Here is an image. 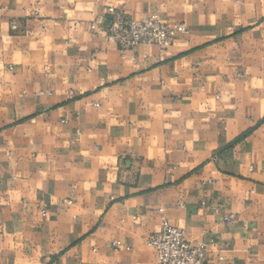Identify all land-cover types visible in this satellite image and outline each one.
Returning a JSON list of instances; mask_svg holds the SVG:
<instances>
[{"label": "crops", "instance_id": "1", "mask_svg": "<svg viewBox=\"0 0 264 264\" xmlns=\"http://www.w3.org/2000/svg\"><path fill=\"white\" fill-rule=\"evenodd\" d=\"M164 220L264 264V0H0V264H158Z\"/></svg>", "mask_w": 264, "mask_h": 264}, {"label": "built area", "instance_id": "2", "mask_svg": "<svg viewBox=\"0 0 264 264\" xmlns=\"http://www.w3.org/2000/svg\"><path fill=\"white\" fill-rule=\"evenodd\" d=\"M108 12L110 19L103 26L94 22L92 29L105 31L109 40L117 43L124 51L140 45L166 49L173 45L177 35L188 31L184 23L168 24L154 15L135 19L114 7H109ZM229 218L234 220L235 215ZM148 244L155 249L158 264H212L210 255L216 246L215 241L209 244L194 243L188 239L184 229L171 226L167 220H164L159 232L149 237ZM114 245L122 246L120 242Z\"/></svg>", "mask_w": 264, "mask_h": 264}]
</instances>
